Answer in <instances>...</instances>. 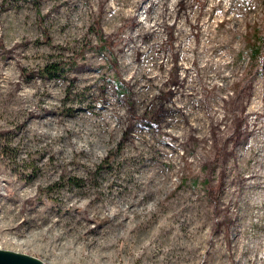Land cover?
Wrapping results in <instances>:
<instances>
[{
    "label": "rangeland",
    "instance_id": "374dc122",
    "mask_svg": "<svg viewBox=\"0 0 264 264\" xmlns=\"http://www.w3.org/2000/svg\"><path fill=\"white\" fill-rule=\"evenodd\" d=\"M263 38L264 0H0V249L264 264Z\"/></svg>",
    "mask_w": 264,
    "mask_h": 264
},
{
    "label": "trees",
    "instance_id": "16d2710c",
    "mask_svg": "<svg viewBox=\"0 0 264 264\" xmlns=\"http://www.w3.org/2000/svg\"><path fill=\"white\" fill-rule=\"evenodd\" d=\"M97 23L99 24V22L97 21ZM93 30L96 32V34L98 35L99 39L105 44V45H109L111 44V41H110V38L107 39L104 37V34L102 33V31L100 30L99 27H94ZM47 36V39H49V36L48 34H46ZM50 40V39H49ZM264 41V38L262 39ZM250 42V41H249ZM50 43V42H49ZM251 47H249V51H250V64L254 63L255 61H257V65H258V61H262V58H263V53H264V44L262 45L261 43H259L258 41L255 42V43H252L250 45ZM114 63L115 65L117 64V61L114 59ZM76 65V61L75 59H72L70 61H66V62H62V63H53L51 65H46L39 73L38 75L42 76L43 79H54V78H57L59 76L62 75V73L65 72V70H70V69H73ZM117 66V65H116ZM256 67H254L255 69ZM253 69V70H254ZM252 76L250 77V79L248 80L249 81V84H248V87L251 89L252 88V81L253 79ZM121 83V81L119 82ZM122 84V83H121ZM124 85V83L122 84V86ZM121 86V85H120ZM239 94V93H238ZM236 96V98H238L239 96ZM235 124V132H236V135H234V138L235 139H238L240 137V129L242 127V119L241 118H235L234 119V123L233 125ZM215 142L217 143V140H215ZM228 142L227 141L225 143V146L228 145ZM219 149V148H218ZM217 149V150H218ZM227 151V147H222V149H219L218 150V155H225L226 154V151Z\"/></svg>",
    "mask_w": 264,
    "mask_h": 264
},
{
    "label": "water",
    "instance_id": "95a60500",
    "mask_svg": "<svg viewBox=\"0 0 264 264\" xmlns=\"http://www.w3.org/2000/svg\"><path fill=\"white\" fill-rule=\"evenodd\" d=\"M0 264H45L33 256L0 249Z\"/></svg>",
    "mask_w": 264,
    "mask_h": 264
}]
</instances>
